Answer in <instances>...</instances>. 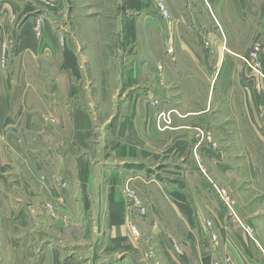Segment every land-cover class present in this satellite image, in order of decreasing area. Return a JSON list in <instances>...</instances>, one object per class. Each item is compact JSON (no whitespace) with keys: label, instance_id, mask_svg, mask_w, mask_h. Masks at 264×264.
Wrapping results in <instances>:
<instances>
[{"label":"crops","instance_id":"1","mask_svg":"<svg viewBox=\"0 0 264 264\" xmlns=\"http://www.w3.org/2000/svg\"><path fill=\"white\" fill-rule=\"evenodd\" d=\"M165 1L172 29L171 19L151 6L156 0H125L124 9L149 6L148 13L121 15L132 39L148 20L149 59L140 61L132 50L109 63L111 39L92 56L97 35L76 46L71 20L54 15L23 16L13 25L17 14L0 0V180L37 182L19 200L5 190L11 216L26 207L37 212L43 231L66 227L70 247L88 251L86 264H213L207 222L214 234L222 230L220 244L236 240L224 234L225 212L200 166L231 191L238 215L255 171L264 168V78L245 60L258 61L264 76V0ZM90 18L103 21L98 13ZM38 19L42 38L35 33ZM153 99L169 101V108L180 102L170 129L158 130ZM136 226L153 236L137 238ZM145 246L156 253L152 247L144 253ZM27 259L61 264V249L47 240ZM71 259L80 264V256Z\"/></svg>","mask_w":264,"mask_h":264},{"label":"rangeland","instance_id":"2","mask_svg":"<svg viewBox=\"0 0 264 264\" xmlns=\"http://www.w3.org/2000/svg\"><path fill=\"white\" fill-rule=\"evenodd\" d=\"M7 2L8 4H10V7L12 8V10H14L15 14L21 15L19 19L17 18V15L11 17V19L13 18L11 20V22L14 23L13 25L18 24V22L24 19L25 16H32V18L34 19H37L38 17H50L49 19L52 20L54 15L60 17L66 23L71 20L70 29L74 30L75 38L73 39L76 40V46L81 45L82 47L83 44L87 43V41L89 40L86 39H90V33L97 35L96 40H99V42L95 45L92 56L97 55V53H102V51L106 50L104 44L108 42L106 41V39L109 38L111 39L109 40V43H107L109 44V52L106 54L107 58L110 59L109 63H114L111 59H114L116 61L117 57L119 60H122L123 55L125 53H129V51L132 50H134L133 53H135L137 59H140V61L143 62L145 58H147V60L149 59L147 53V43L149 39V31L147 32V27H149L148 20L140 22V35H138V37L136 36L134 39L128 37L127 33L129 34V30L127 31V27H122L121 20L122 12H125V14L148 13V5H145L142 8L130 9L128 7L126 8L125 4L124 9L123 3L125 2V0H7ZM160 2H163L165 3V5H167L165 0H156V4L151 6L158 7ZM95 13L101 14L103 21L93 22L90 16L91 14L93 15ZM86 15L89 19L85 18ZM107 15L116 16V19L112 21V23L114 24L106 21ZM170 19L171 21H169V25L171 26L170 29H172L173 25L175 24V21L172 18V14ZM36 24H40L41 28L43 29L41 20L38 19L36 21ZM100 26H102V34H100ZM3 57L4 54L2 53V58ZM157 61H164L163 47L162 55L160 54L158 49ZM1 66H3L2 61ZM159 66L160 67L158 69L162 72L163 68L161 64ZM171 85L172 84H168L166 88H171ZM149 102L152 106H156V108H158V113L156 116V126L159 131L161 130L163 132L164 130H168L173 127L174 118L176 116H181V111L179 109L180 102L178 101L174 103L177 105V107L174 106L171 108L168 107L170 105L169 101L166 102V104H164L165 102L163 103L159 99H153ZM160 104H162V106ZM169 113H171L170 115L172 118V122L170 125H167L164 119L168 117ZM197 130L196 132L198 134ZM199 132L200 135L205 136L204 131L201 130ZM207 134L208 133H206V136ZM157 163V165H159V163H162V160L159 161L158 159ZM200 169L202 173L208 178L209 188H211L212 190L214 189V191V185H217L221 188H226L222 185L214 184V178L212 176V178H210L206 174V172L209 173V170L207 168L205 171L200 166ZM255 172H258V175H255V179L253 180L252 185H250V189L246 193H244L243 200H245V202L243 203L242 210V213H244V215H241L239 213V216L244 223L253 228L254 236L261 242L264 249V197H260V195H264V168L262 167V170H260L259 168ZM31 183L35 184L37 182L34 179H30L27 183H25L26 186H23L22 182L20 181L8 182L5 180H0V186L3 189L2 191H4V194L6 189H13V196L16 199L18 198L17 200H19L20 198H24L23 195L28 194L25 192V190L30 187L27 185ZM217 198L219 199V201H217L219 203V206H221L222 211L225 212L223 217H225L227 220L226 225L228 227L225 230L228 233L224 234L235 237L236 243L235 245L220 244L223 241L222 230H219L218 234H216L217 237L214 238L212 235L214 234V232H211V225L213 223L207 222V228H204L203 232L207 235L206 240H208V238H211L214 243L212 246L208 242H206L205 244L207 253H211L214 257H217L215 259L217 261L213 262V264L216 262H220L221 264H264V256L260 247L245 232L236 218L230 216L227 209H223L225 207L224 202L219 197ZM21 202L26 203L27 201L23 200ZM29 205L31 206V203ZM50 205L53 204H48L47 208H49L52 211L53 215H55L57 213L56 207L53 205V208L51 209ZM37 206L43 207V204L40 205V203L38 202ZM32 208L36 209V206L34 205V207ZM13 209L14 208L12 207V203L11 201H8L7 196L6 199L0 197V264H28V259L26 261H24V259L26 257H31V255L36 254L40 250H43L47 245V240L55 241L58 244V247L61 249V264H71L70 260L72 261L71 258H73L74 256H80L79 263L86 264L84 256L88 251H85L83 249L76 250L75 247H70V240L68 241V239L65 238L64 234L66 227L63 226L57 231H53V227H50L49 229L46 228L43 231V229H41V225H38L36 222V211L31 212V210H29L28 208L22 207V211L19 212L17 210L20 209V207H18V209L13 212L14 216L12 218L11 213ZM64 215L65 214L63 213V215L60 216L61 219H63ZM45 225L46 227H48L50 226V223L47 221L45 222ZM133 230L135 231V235L139 239L143 237V239L147 240L149 236H153V234H151L152 229L143 230L140 226H136V228ZM58 231L60 233V236H58L59 234H57ZM208 232L211 237H209ZM43 234L48 235L42 236ZM145 247L146 250L144 251V253L150 250L149 247H152L153 252L156 253L155 246ZM71 255L74 256L71 257ZM32 263L38 264L40 263V261L35 260L32 261Z\"/></svg>","mask_w":264,"mask_h":264},{"label":"built area","instance_id":"3","mask_svg":"<svg viewBox=\"0 0 264 264\" xmlns=\"http://www.w3.org/2000/svg\"><path fill=\"white\" fill-rule=\"evenodd\" d=\"M158 11L159 14L162 16V18L169 20L171 18V14L167 8V6L165 5V3L160 2L158 5ZM35 32H36V36L37 37H42L43 35V29L41 28L40 24H36L35 27ZM260 50V46H256L255 50L252 52V57L257 58L258 57V53ZM4 57H3V61H2V65L5 66L6 65V53L4 52ZM247 64L252 68V70L254 72H256L257 74H260L263 78V74L261 72V66L259 64V62H251V60L249 59H245ZM171 113L168 114V117H166L164 120L166 121L167 125H170L172 122V118H171ZM215 187V191L216 194L218 195V197L224 202L225 207L227 208V210L229 211L230 216H233L234 218H236V220L240 223L241 227L245 230V232L253 239V241L260 247V249L262 250L263 256H264V249L262 247L261 242L254 236V230L253 228H251L249 225H247L246 223H244L238 213H237V209H236V202L235 199L233 197V195L231 194V192L228 191V189L226 188H221L217 185H214ZM50 208H53V205H50ZM214 238L217 237L216 234H212ZM175 250L177 253L182 254L183 253V246L180 244H175L174 245ZM214 264H221L220 262H216Z\"/></svg>","mask_w":264,"mask_h":264}]
</instances>
